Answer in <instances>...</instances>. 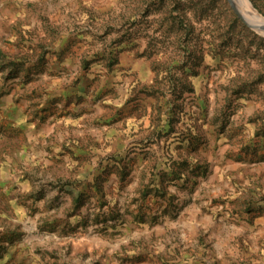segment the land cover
<instances>
[{
    "label": "rangeland",
    "instance_id": "1",
    "mask_svg": "<svg viewBox=\"0 0 264 264\" xmlns=\"http://www.w3.org/2000/svg\"><path fill=\"white\" fill-rule=\"evenodd\" d=\"M0 264H264V20L0 0Z\"/></svg>",
    "mask_w": 264,
    "mask_h": 264
},
{
    "label": "bare ground",
    "instance_id": "2",
    "mask_svg": "<svg viewBox=\"0 0 264 264\" xmlns=\"http://www.w3.org/2000/svg\"><path fill=\"white\" fill-rule=\"evenodd\" d=\"M237 1H239V0H237ZM242 2L245 4L246 7H248V8L252 11V13H253L255 16H257V17H259V18H261V19L264 20V18H263V17L259 14V12L253 7V5L250 3L249 0H242Z\"/></svg>",
    "mask_w": 264,
    "mask_h": 264
}]
</instances>
